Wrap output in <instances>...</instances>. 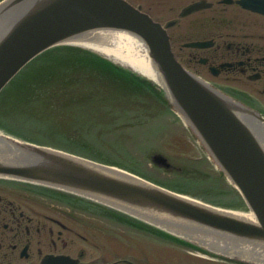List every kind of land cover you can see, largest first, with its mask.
Returning <instances> with one entry per match:
<instances>
[{
  "label": "water",
  "instance_id": "1",
  "mask_svg": "<svg viewBox=\"0 0 264 264\" xmlns=\"http://www.w3.org/2000/svg\"><path fill=\"white\" fill-rule=\"evenodd\" d=\"M103 29L129 31L143 40L163 80V98L202 138L253 220L114 167L6 135H0V178L88 198L218 255L264 264V121L184 71L166 34L147 15L123 0H7L0 8V92L44 51ZM153 161L171 167L162 155Z\"/></svg>",
  "mask_w": 264,
  "mask_h": 264
},
{
  "label": "flooded vegetation",
  "instance_id": "2",
  "mask_svg": "<svg viewBox=\"0 0 264 264\" xmlns=\"http://www.w3.org/2000/svg\"><path fill=\"white\" fill-rule=\"evenodd\" d=\"M134 1L166 29L186 70L264 117V0ZM110 215L83 202L49 203L33 188L0 181V264H169L172 252L148 250L153 242L144 228L115 224ZM115 228L144 236L120 240ZM154 239L155 246L169 244ZM184 261L177 256L170 264Z\"/></svg>",
  "mask_w": 264,
  "mask_h": 264
},
{
  "label": "rangeland",
  "instance_id": "3",
  "mask_svg": "<svg viewBox=\"0 0 264 264\" xmlns=\"http://www.w3.org/2000/svg\"><path fill=\"white\" fill-rule=\"evenodd\" d=\"M134 3L142 4V1H134ZM176 30L177 29L174 28L173 32H176ZM79 48H83L87 51H76L72 49L71 51H59L57 53H49L42 56L40 59L33 62V64H31L1 96L0 111L4 110L5 113H9L12 110L16 115L15 117L21 116L23 120L33 121L31 124L33 127H29L32 130L29 129V131L34 133L25 131H20L18 133L30 137H35L31 135L36 134L43 140L48 139L57 143L59 142L58 138H64L67 133L80 134L85 128L93 129L91 142H95L102 149L107 148V151L114 152L115 155L139 158L135 163L140 164L143 160L142 166L145 167V176L153 178L155 181L171 188L184 189L191 192L196 197H201L203 200L210 203H216L228 208L241 207L236 196L231 199H226L223 196H214L213 193H215V191L211 188V185L215 186L216 177H219L215 173L217 171L214 166L206 158L203 150L197 145L191 132L182 125L175 114L172 111H166V108L163 107L157 99L155 100L153 97L149 98L148 95L150 92L142 84L135 83L136 81L142 80L140 77L142 75L140 73L135 71L132 67L120 63L119 60L112 56H108L88 47ZM89 51L105 59L112 60L117 67H120L121 69L116 67L120 74L115 71V75L119 74L125 76L123 88H130V86L136 89L140 88L142 94L139 95V99H135L134 101L124 99L117 102L119 101L118 98L122 96L127 97V94L125 93L120 95V97H115V91L112 89L107 90L110 91L109 93L107 91L101 92L100 89L103 85H106L108 88H115V86H112L115 85V83L111 84L112 78L110 76H106L107 78L105 80L108 83H104V75L108 70H96L91 60L85 56L89 54ZM65 54H69V56H65ZM64 59L67 61V71L64 69L59 70V74L66 72L67 78L65 80L74 84L72 85L74 86L72 89L80 92L84 88H87L95 90L94 92L96 93L90 94V96L83 95L85 96L83 98H81L82 94H75V96L67 93L53 94L51 95L52 98L46 97L44 100L51 101L50 107L47 103H42L41 99L39 105H23L22 103L28 101L26 99L27 97H42L48 94V91H53L51 89L50 79L54 76L50 78L45 77L49 78L48 80L36 76L30 81L27 77L33 73L31 69L33 70V68H38L40 66L44 71L47 66L52 67ZM73 63L74 67L71 66ZM36 70L37 69H34V72ZM75 75L77 77L72 79L71 76ZM110 75H112V73ZM127 75L130 76L127 77ZM60 80L63 79L60 78ZM115 80H117L118 83H123L117 78H115ZM18 82L20 84H26L19 86ZM113 97H115V99ZM122 104L124 105L122 106ZM127 106H130L128 111L125 110ZM50 112H56L53 118L58 116V119L57 123L48 126L50 123L45 119L50 117V115H47V113ZM41 113L46 114L41 115ZM35 122H41L43 126L38 128ZM75 129L78 131H75ZM71 134H68L69 140L72 139ZM72 142L75 143L74 147H76L80 146L83 141L77 142L73 139ZM76 149L81 150L80 147ZM156 152L168 156L177 166L182 168L181 173H179V171L161 170L152 164L146 167V164L150 162L151 155ZM201 162L203 164H200ZM125 164L129 165L127 163ZM186 177L192 178V182H195L196 185L193 186L189 182L180 183V185L178 182L181 180H178V182L174 181L177 178L185 181V179H187ZM219 184L221 187L225 188L224 185H222V181L219 182ZM148 250L153 249L148 248ZM163 250H168L169 252L180 251L181 249L167 246L163 247ZM154 253L155 251L153 250V254ZM153 254L151 253V261L156 259ZM178 255L167 254L166 260L170 264L174 259L176 260ZM180 256L184 258V264H190L187 262L188 259L186 258L190 255L184 253V256ZM193 260L191 264H204L202 259L193 257Z\"/></svg>",
  "mask_w": 264,
  "mask_h": 264
},
{
  "label": "bare ground",
  "instance_id": "4",
  "mask_svg": "<svg viewBox=\"0 0 264 264\" xmlns=\"http://www.w3.org/2000/svg\"><path fill=\"white\" fill-rule=\"evenodd\" d=\"M77 43H85L86 46L96 51L116 58L120 63L132 67L138 73L149 77L164 87L163 80L150 58L148 48L139 36L124 30L103 29L85 36V40L77 41ZM66 63V59L59 61L51 67V70L54 72L62 70L67 66ZM31 71L33 70L31 69ZM72 85L74 84L68 85V89L75 92ZM229 213L238 218L253 220L252 215L248 216L239 212Z\"/></svg>",
  "mask_w": 264,
  "mask_h": 264
}]
</instances>
